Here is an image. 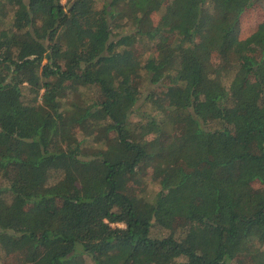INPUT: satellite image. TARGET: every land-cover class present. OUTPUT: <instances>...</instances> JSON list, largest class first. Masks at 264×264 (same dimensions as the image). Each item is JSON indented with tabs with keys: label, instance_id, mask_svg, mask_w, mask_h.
Segmentation results:
<instances>
[{
	"label": "trees",
	"instance_id": "1",
	"mask_svg": "<svg viewBox=\"0 0 264 264\" xmlns=\"http://www.w3.org/2000/svg\"><path fill=\"white\" fill-rule=\"evenodd\" d=\"M167 1L0 0V264H264V17Z\"/></svg>",
	"mask_w": 264,
	"mask_h": 264
},
{
	"label": "rangeland",
	"instance_id": "2",
	"mask_svg": "<svg viewBox=\"0 0 264 264\" xmlns=\"http://www.w3.org/2000/svg\"><path fill=\"white\" fill-rule=\"evenodd\" d=\"M68 0H62L63 3H66ZM169 1V0H168ZM167 1V2H168ZM100 4H102V1H100ZM166 3L163 4V6ZM161 7L159 10L152 13L154 23L157 24L162 14L164 13V7ZM264 17V0H257L255 3L243 13L241 18V38H246L248 35L251 34V32L256 28V26L262 22ZM115 30H121V28L116 27ZM173 36L167 35L165 37V43L168 44L170 42H173ZM141 50L145 48L146 44H140ZM149 46V45H148ZM149 50V47H148ZM250 55H252L254 58H258L256 49L251 48ZM150 50L146 52L145 56H149ZM98 88L95 86L90 87H80L79 91L69 90L66 97L63 99V104L67 107L74 101V100H80L86 103H91L95 97L98 95ZM145 92V91H144ZM144 93L141 95V99L139 101V105L142 104L144 100ZM134 118H138L134 116ZM78 139L83 140V146H84V153L85 155L92 154L95 150V141L93 136H87L86 134L80 132L78 134ZM142 174V173H141ZM142 183H140V186L137 188L138 194H143L146 197L151 198L152 195H154L155 191L158 189V183L154 182V179L152 176L147 172L143 173L142 176H140ZM260 184L256 182L253 187L255 189L260 188ZM34 255L31 252L27 251H10L8 256V263L10 264H23L25 262L30 261Z\"/></svg>",
	"mask_w": 264,
	"mask_h": 264
}]
</instances>
